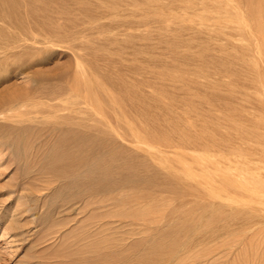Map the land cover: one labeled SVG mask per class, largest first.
<instances>
[{
  "label": "rangeland",
  "instance_id": "374dc122",
  "mask_svg": "<svg viewBox=\"0 0 264 264\" xmlns=\"http://www.w3.org/2000/svg\"><path fill=\"white\" fill-rule=\"evenodd\" d=\"M5 2L0 264H264V0Z\"/></svg>",
  "mask_w": 264,
  "mask_h": 264
},
{
  "label": "bare ground",
  "instance_id": "6f19581e",
  "mask_svg": "<svg viewBox=\"0 0 264 264\" xmlns=\"http://www.w3.org/2000/svg\"><path fill=\"white\" fill-rule=\"evenodd\" d=\"M1 1H3V0H1ZM8 1V0H7ZM14 1V0H13ZM4 2H5V0H4ZM21 2V1H20ZM6 3V2H5ZM18 4H19V2L17 3V6H18ZM1 5V4H0ZM37 5V4H36ZM50 5V4H49ZM21 6V5H20ZM26 6V5H25ZM25 6H24V9H25ZM32 6V5H31ZM28 7V6H27ZM50 7V6H49ZM34 8V7H33ZM4 9V8H3ZM21 9V8H20ZM29 9V8H28ZM1 10V9H0ZM4 10H6V9H4ZM23 10V9H22ZM14 11V10H13ZM33 11V10H32ZM35 11H36V9H35ZM21 12V11H20ZM5 13V12H4ZM9 13V12H8ZM19 13V12H18ZM28 13V12H27ZM30 14V13H29ZM36 14V13H35ZM19 15V14H18ZM20 15H22L21 13H20ZM31 15V14H30ZM29 15V16H30ZM44 15V14H43ZM23 16V15H22ZM25 16V15H24ZM36 16V15H35ZM35 16H34V18L33 19H35ZM48 16V15H47ZM32 17V16H31ZM20 18V17H19ZM25 18V17H24ZM30 18V17H29ZM17 19V18H16ZM32 19V20H33ZM46 18H44L43 20H45ZM12 20V19H11ZM4 21V20H3ZM27 21V20H26ZM33 22H35V20L33 21ZM36 22H37V24L39 23L38 21H37V19H36ZM44 22V21H43ZM46 22H47V20H46ZM11 23V22H10ZM16 23H18V22H16ZM48 23V22H47ZM29 24V23H28ZM33 24H36V23H33ZM50 24V23H49ZM25 25V24H24ZM31 25V24H30ZM42 25V24H41ZM48 25V24H47ZM46 24H44V26H47ZM6 26V25H5ZM21 26H23V24L21 25ZM38 26V25H37ZM43 26V28L40 26V28H42V30H44V27ZM29 27V26H28ZM48 27V26H47ZM50 27H51V24H50ZM22 28V27H21ZM27 29V28H26ZM34 29V28H33ZM24 30V29H23ZM46 30H49V28H47ZM46 30H44L43 32L45 33L46 32ZM31 34H32V32H31V30L29 29L28 30ZM34 32V31H33ZM48 33L49 32H47V35H48ZM51 33V32H50ZM49 33V34H50ZM2 34H3V28H2V25H1V18H0V41H2ZM38 34V33H37ZM46 34V33H45ZM7 36V35H6ZM49 36V35H48ZM51 36V35H50ZM49 36V37H50ZM9 37V36H8ZM27 37V36H26ZM46 38V37H45ZM51 38V37H50ZM20 39H21V36H20ZM34 39V38H33ZM9 40V39H8ZM19 40V39H18ZM43 40V39H42ZM52 40V39H51ZM11 41V40H10ZM39 41V40H38ZM11 42H13V40L11 41ZM16 42V41H15ZM40 42V41H39ZM44 43H45V40L43 41ZM48 42V41H47ZM3 43V42H2ZM14 43V42H13ZM41 43V42H40ZM4 45H5V43H3ZM18 44V43H17ZM20 44V43H19ZM42 44V43H41ZM23 45H25V44H22L21 46H23ZM35 45V44H34ZM37 45V44H36ZM9 46H10V44H9ZM8 46V47H9ZM18 46V45H17ZM16 46V47H17ZM25 47V46H24ZM21 48V47H20ZM26 48V47H25ZM18 49V48H17ZM24 49V48H23ZM3 49H2V45H1V42H0V62H1V56H2V54H3V51H2ZM3 58V61L5 60L4 58V56L2 57ZM4 63V62H3ZM0 65H2V63H0ZM2 66H4V65H2ZM1 68V67H0ZM71 89V88H70ZM76 91V90H75ZM77 92H78V90H77ZM70 95V94H69ZM74 98V97H73ZM77 99V98H76ZM73 99L71 98V101H72ZM69 101H70V99H69ZM62 102V101H61ZM77 102V101H76ZM79 103V102H78ZM77 103V104H78ZM82 103V102H81ZM70 104V103H69ZM75 104V107H77V105H76V103H74ZM66 105V104H65ZM78 105H80V104H78ZM83 105V104H82ZM60 106V105H59ZM61 106H63L62 104H61ZM61 106H60V108H61ZM71 106L73 107V105L71 104ZM66 107V106H65ZM80 107V106H79ZM62 109V108H61ZM68 109V108H67ZM74 110V109H73ZM78 110V109H77ZM13 111V110H12ZM19 111V110H18ZM72 111V110H71ZM81 111H83V110H80V112ZM14 112V111H13ZM21 112V111H20ZM12 113V112H11ZM13 114H16V112L15 113H13ZM20 114V113H19ZM21 114H23L22 112H21ZM72 114V113H71ZM74 114V113H73ZM18 116V115H17ZM19 117V116H18ZM20 119H22L21 117H19ZM12 119V118H11ZM18 119V118H17ZM18 121V120H17ZM73 121V120H72ZM10 124V123H9ZM18 124V123H17ZM15 128V127H14ZM14 128H13V130H14ZM78 128V127H77ZM24 128H22V130H23ZM80 129V128H79ZM18 130V129H17ZM12 131V130H11ZM75 131V130H74ZM79 132H80V130H79ZM74 134V133H73ZM17 135V134H16ZM75 137H76V135H75ZM74 138V137H73ZM91 141H93V140H91ZM86 145V144H85ZM83 153V152H82ZM92 175V180H90V181H82L81 182V180H80V182H77L76 184L77 185H75L76 187L78 186L79 187V190H78V192H76V201H79L78 200V198L79 197H82V198H84V196H86V197H90V198H92L91 200H89L88 201V203H87V205H92V206H94L95 207V203H96V201L94 200L93 201V199H95V197L96 196H98V195H100L101 193H103V192H105V191H110V190H112L113 189V187L115 186V184L113 183V181L111 180V179H109L110 178V172L108 171V169H106L105 170V168L104 167H102V165H99L98 166V170H96L93 174H91ZM196 178V177H195ZM208 178V177H207ZM248 183V182H247ZM247 183H245V184H247ZM250 187V186H249ZM256 188V187H255ZM257 191H258V189H257ZM256 191V192H257ZM257 194H258V192H257ZM261 197V196H260ZM73 198V197H72ZM87 199V198H86ZM115 200V199H114ZM257 200H259V199H257ZM102 201V200H101ZM116 201V200H115ZM113 205H118L117 204V201L116 202H111ZM258 203H259V201H258ZM98 204V203H97ZM132 204V203H131ZM122 206H130V203H128V201H126V202H123L122 203ZM152 206V205H151ZM146 208V207H145ZM119 209H121V208H119ZM118 209V210H119ZM120 211H122V210H120ZM145 210H143V212H144ZM148 212V211H147ZM146 212V213H147ZM155 213V212H154ZM153 214V213H152ZM160 214V213H159ZM170 214V213H169ZM104 215V214H103ZM147 215V214H146ZM155 215V214H154ZM154 215H152V216H154ZM109 216H111V217H109ZM159 216H161V215H159ZM170 216V215H169ZM162 217V216H161ZM90 226L88 225L87 227H88V230L87 231H89L90 233L86 236L85 235V233H84V235L80 238V240H86L89 236L90 237H92V239H91V245L90 246H78V248L77 249H75L74 251H76V253H77V258H72L71 259V263L72 264H98L102 259H104L103 258V256L105 255H107V253H104L103 252V249L106 247V244H108V242L106 241V240H100L99 238L100 237H96L95 235H98L97 234V229H98V227H100V226H102V225H104V224H109V223H113V220L111 219V218H115V220H116V222L117 221H119L120 223H123V222H131V223H133V222H135L134 220L137 218V216H135V215H133L132 213H130V212H119V213H116V214H109V215H107L106 217H100V216H96V215H93L92 217L90 216ZM139 219L141 218V217H138ZM163 218V217H162ZM171 218V217H170ZM178 218V217H177ZM145 219V218H144ZM152 219H154V218H152ZM153 222V221H152ZM124 223V224H125ZM170 227V226H169ZM174 230H176V229H174ZM85 231V230H84ZM106 231V230H105ZM171 231V230H170ZM178 231V230H177ZM180 231V230H179ZM102 232V231H101ZM99 233V232H98ZM172 233V232H171ZM165 234V233H164ZM94 236V237H93ZM161 237V236H160ZM159 237V238H160ZM176 237V239H178L177 238V236H175ZM105 239V238H104ZM156 241V240H155ZM163 241V240H162ZM167 241V240H166ZM169 241V240H168ZM159 242V241H158ZM158 242H156V243H158ZM171 244V243H170ZM166 245V244H165ZM178 246V245H177ZM174 247V246H173ZM176 247V246H175ZM195 247V246H194ZM219 247H221V246H219ZM192 248V247H191ZM218 248V247H217ZM178 250V249H177ZM217 250V249H216ZM175 251V248H173V252ZM188 251V250H187ZM165 252V251H164ZM87 254H89V255H87ZM160 254V253H159ZM156 255H157V253H156ZM169 255H171V254H169ZM168 255V256H169ZM164 257V256H163ZM112 258V257H111ZM161 258V257H160ZM170 258H173V255H172V257L170 256ZM175 258V257H174ZM152 259V258H151ZM112 260V259H111ZM161 260V259H160ZM113 261H115V262H117V260H113ZM173 264H174V261H173Z\"/></svg>",
  "mask_w": 264,
  "mask_h": 264
}]
</instances>
